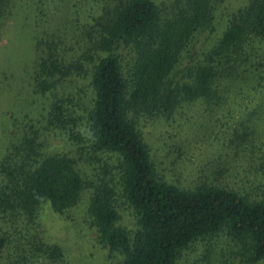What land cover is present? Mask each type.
Segmentation results:
<instances>
[{
	"label": "trees",
	"instance_id": "16d2710c",
	"mask_svg": "<svg viewBox=\"0 0 264 264\" xmlns=\"http://www.w3.org/2000/svg\"><path fill=\"white\" fill-rule=\"evenodd\" d=\"M45 1H40L42 14ZM218 1L175 0L161 9L154 0H97L100 14L83 25L87 43L81 58L90 65L94 92L89 118L92 148L118 157L121 194L139 225L131 238L118 224V185L109 179L100 182L89 212L101 243L123 256L121 264H177L193 243L222 231H228L248 264L264 261V201L222 186L203 183L184 189L161 180L138 126L140 117L171 116L186 102L218 103L216 81L223 73L219 64L248 61L246 46L264 40V0H252L233 15L205 60L187 70V80L173 83L171 77L196 33L211 27ZM19 9L15 0H0V28ZM62 44L55 35L36 42L37 88L42 93L54 90L57 80L70 77L75 67L90 71L80 58L68 62ZM49 118L54 127L75 125L63 102H54ZM240 127L241 142L256 135V126L242 121ZM39 139V132L31 129L0 162V214L33 221L46 203L65 214L80 201L85 183L73 161L65 155H45ZM72 139L79 137L72 133ZM37 247L52 258L61 257L58 248Z\"/></svg>",
	"mask_w": 264,
	"mask_h": 264
},
{
	"label": "rangeland",
	"instance_id": "374dc122",
	"mask_svg": "<svg viewBox=\"0 0 264 264\" xmlns=\"http://www.w3.org/2000/svg\"><path fill=\"white\" fill-rule=\"evenodd\" d=\"M40 1L15 0L20 11L0 28V162L12 144L35 129L43 153L70 158L85 188L78 204L65 214L54 212L48 203L38 208L33 221L0 214V264H121L123 256L101 243L89 212L96 187L106 179L114 180L119 194L118 224L131 238L139 230L135 212L121 194L118 157L95 153L92 148L89 118L94 92L90 65L81 58L87 43L82 30L92 22L91 16L101 11L97 0H46L42 14ZM154 1L161 9L175 2ZM251 1L215 3L211 27L196 33L171 77L173 83L187 80V70L205 60L233 15ZM53 35L56 41H63L61 53L68 62L80 58L90 71L80 72L75 67L70 77L58 79L55 89L45 94L37 88L36 61L40 54L35 45ZM246 50L251 55L248 61L236 66L232 62L219 64L223 73L216 81L220 99L215 105L202 100L186 102L171 116L139 118V130L161 180L184 189L203 183L222 186L264 201V40H256ZM129 60L127 54L125 67ZM58 101L63 102L75 125L67 129L50 125L52 105ZM242 121L257 129L244 143L238 139ZM72 133L79 140L72 139ZM39 244L58 248L61 257L43 254ZM238 250L228 231H222L193 243L180 254L177 264H248Z\"/></svg>",
	"mask_w": 264,
	"mask_h": 264
}]
</instances>
